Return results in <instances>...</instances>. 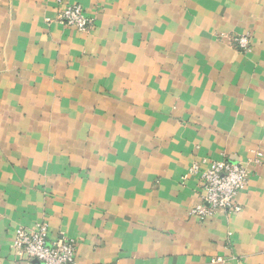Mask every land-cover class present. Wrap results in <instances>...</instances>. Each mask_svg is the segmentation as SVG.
Instances as JSON below:
<instances>
[{"label": "crops", "instance_id": "0c3cea01", "mask_svg": "<svg viewBox=\"0 0 264 264\" xmlns=\"http://www.w3.org/2000/svg\"><path fill=\"white\" fill-rule=\"evenodd\" d=\"M61 1L91 27L0 0V264L43 220L79 264H264V0ZM204 159L248 166L238 212L189 214Z\"/></svg>", "mask_w": 264, "mask_h": 264}, {"label": "built area", "instance_id": "2783aa9c", "mask_svg": "<svg viewBox=\"0 0 264 264\" xmlns=\"http://www.w3.org/2000/svg\"><path fill=\"white\" fill-rule=\"evenodd\" d=\"M57 19L64 25L85 32L92 25L83 8L78 4H66L61 0ZM235 43L241 51L251 49V34H239ZM260 153L254 163H259ZM201 163L205 164L204 167ZM200 168V201L190 209L189 214L198 220H205L217 211L238 212L241 207L236 202L238 193L245 188L249 176L248 166L230 160H202L194 162L188 169L189 174H196ZM11 249L19 259H26L28 264H79L75 257L76 241L63 234L49 239L48 224L45 220L34 227L18 226L11 243ZM220 261L221 258H216Z\"/></svg>", "mask_w": 264, "mask_h": 264}, {"label": "water", "instance_id": "95a60500", "mask_svg": "<svg viewBox=\"0 0 264 264\" xmlns=\"http://www.w3.org/2000/svg\"><path fill=\"white\" fill-rule=\"evenodd\" d=\"M36 264H40L39 262L35 261Z\"/></svg>", "mask_w": 264, "mask_h": 264}, {"label": "rangeland", "instance_id": "374dc122", "mask_svg": "<svg viewBox=\"0 0 264 264\" xmlns=\"http://www.w3.org/2000/svg\"><path fill=\"white\" fill-rule=\"evenodd\" d=\"M236 37H237V36H236ZM236 37H235V38H236ZM235 38H234V41H235ZM65 237H66V236H65Z\"/></svg>", "mask_w": 264, "mask_h": 264}]
</instances>
